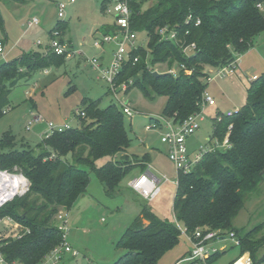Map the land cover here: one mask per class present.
Wrapping results in <instances>:
<instances>
[{
  "label": "trees",
  "instance_id": "16d2710c",
  "mask_svg": "<svg viewBox=\"0 0 264 264\" xmlns=\"http://www.w3.org/2000/svg\"><path fill=\"white\" fill-rule=\"evenodd\" d=\"M145 1L130 0V27L133 32L146 33V47L128 51L115 82L132 78L133 86L139 85L148 96L165 95L167 101L161 116L181 123L201 110L205 92L202 79L208 78L205 67L222 68L235 62L264 31L260 8L264 7V0H154L143 10ZM104 8L103 3L101 10ZM188 15L191 19L186 21ZM196 20L199 24H195ZM164 26L175 33L173 39L161 38L159 30ZM55 29L60 30L58 26ZM98 30L103 35H115L117 28L114 24H103ZM190 44L195 47L187 56L183 48ZM65 58L66 55L48 51L43 55L22 54L1 63L0 116L9 106L10 92L20 80L50 65L58 66ZM147 62L150 66L176 65L179 72L155 76L147 68ZM99 101L83 100L78 111L84 112L85 117L74 112L81 126L49 136L43 134L36 148L16 146L11 131L0 137V169L10 172L16 169L30 182L23 196L0 207V219L8 216L29 231L20 238L9 236L0 240V253L6 262L40 264L60 244L61 232L55 226L54 215L60 208L69 210L83 194L89 181L88 170L95 172L106 194L113 196L134 166L141 171L145 169L146 158L136 160L138 164L126 160V155L116 159L130 144L124 114L115 104L101 108ZM225 118L224 122L213 118L209 140L222 141L227 126L232 124L229 147L206 152L190 172L177 175L175 223L158 218L143 206L117 240V247L124 253L112 264H156L178 243L181 227L188 234L198 227L237 234L232 229V219L242 208L245 196L256 189L264 175V73L250 81L243 106ZM149 124L161 126L158 118H150ZM102 158L107 162L96 166L95 162ZM239 238L241 251H249L253 257L264 245V237L255 240L250 231Z\"/></svg>",
  "mask_w": 264,
  "mask_h": 264
},
{
  "label": "rangeland",
  "instance_id": "374dc122",
  "mask_svg": "<svg viewBox=\"0 0 264 264\" xmlns=\"http://www.w3.org/2000/svg\"><path fill=\"white\" fill-rule=\"evenodd\" d=\"M59 2L64 3L63 18L57 15ZM153 2L154 0H146L142 9H147ZM103 3L105 8L102 11ZM109 7L105 0H0L3 21L0 39L4 41L0 64L12 61L22 54H45L51 43V31L57 26L60 28L58 39L74 51L62 64L46 67L47 74L44 73L45 70H40L18 82L9 95V110L0 116V137L4 132L11 131L15 136L16 146L24 145L33 149L40 144L42 135L48 132L47 122L69 123L71 127H80V120L74 116V112L82 109L85 99H100L101 108L108 104H115L120 108V103L110 92L108 82L99 76L98 70L90 62L94 58L102 68L111 63L116 42L106 41L101 49L94 46L95 41L103 39L98 28L103 24L114 23L113 14L106 11ZM260 8L264 15V7ZM34 18L38 23L29 26L28 22ZM37 41L41 44L37 45ZM146 42V33L137 32L136 45L145 48ZM127 58L125 54V59ZM147 68L151 72L169 73V68L176 70L175 74L179 72L176 65L150 66L147 62ZM219 69L205 67L209 79H202L205 83L204 91L213 99L214 104L201 105L203 119L199 123V129L187 138V150L189 149L190 154L193 153L190 150L196 149L194 152H197L209 147L213 118L224 122L227 113L239 110L246 101L250 81L264 73V31L252 47L238 55L232 71L218 76ZM122 83H126L127 88L126 91H118V88L117 98L120 102L129 104L133 113L131 117L124 115L123 118L130 139L129 147L125 153L118 154L116 159H123L126 155V160L138 164L136 160L146 158L152 172L158 177L164 175L168 181L160 180L158 195L152 201H146L130 189V182L141 173L140 167L134 166L120 181L116 194L109 196L95 172L88 170L89 181L85 191L67 211V241L77 251V256L63 254L57 264H112L124 253L123 249L117 247V240L132 224L143 206L158 218L175 223L173 201L177 186L169 180L176 179L177 173L167 157V146L161 142L165 128L146 127L149 126L150 118L161 117L167 97L157 93L148 96L139 85L133 86L132 78L116 82V85ZM32 113L42 116L43 120L27 128ZM165 118L173 122L172 118ZM105 162L107 159L102 158L95 165L100 166ZM231 224L239 236L250 231L255 240L264 237V175L256 189L245 196L243 206ZM180 231L178 243L166 251L156 264H175L187 254L191 244L182 229ZM0 233L9 234L2 223ZM219 245L226 246L228 250L215 264H230L241 252V246H234L231 240ZM254 255L263 256L264 245ZM179 264L188 262L182 259Z\"/></svg>",
  "mask_w": 264,
  "mask_h": 264
},
{
  "label": "built area",
  "instance_id": "2783aa9c",
  "mask_svg": "<svg viewBox=\"0 0 264 264\" xmlns=\"http://www.w3.org/2000/svg\"><path fill=\"white\" fill-rule=\"evenodd\" d=\"M75 0H69V2H74ZM105 4H109L110 7L106 8L108 13L113 14L114 16V25L117 28L115 35H103L102 40H98L94 42V46L97 49H101V45L106 41H115L116 48L112 53L111 63L109 66L102 68L101 65L98 64L96 59H91V65L94 66L98 72L99 76L105 79L109 86L110 92L116 98V100L120 103V108L124 115L131 117L132 109L129 104L122 103L117 98L118 91H126L127 84L122 83L117 86L115 79L121 70L123 63L125 62V54L127 57L129 56L128 51L130 49H137L136 45V32H133L130 27V16H131V8H130V0H105ZM260 6V5H258ZM58 7V17L63 18V8L64 3L59 2L57 4ZM191 19V15L187 16L186 21ZM38 23L36 18L32 19L28 22L29 26L35 25ZM195 24H199V20L195 21ZM159 35L162 39L169 40L175 37V33L169 31L167 26L162 27L159 30ZM59 31L54 29L51 31V43L47 48V51H50L56 55H66V57H70L71 54L74 53L70 49V47L60 41L58 39ZM37 45H40V41L36 42ZM194 44H190L183 48V52L188 55L194 49ZM4 47L0 40V55L3 56ZM79 54H82V51H79ZM137 61V57H134L133 62ZM236 65V61L232 62L230 65L224 66L220 68L217 72L218 76H223L226 73L232 71ZM176 70L170 68L168 70L169 73L175 74ZM44 73L47 71L45 69ZM209 79V77L207 78ZM130 82V81H129ZM119 90L117 91V89ZM202 104L213 105L214 101L207 95L205 92L202 96ZM9 108L6 107L3 109V113L8 111ZM238 110L234 112L227 113V117L234 115ZM76 113L81 117H85V113L82 111L76 110ZM201 110L197 113H192L188 115L181 123L175 124L165 117H158V120L161 123V127L164 126L165 133L161 136V142H163L167 146V157L173 163L177 175L179 173H187L192 170L197 162L200 161L203 154L209 151H213L218 148H227L229 147V131L231 129L232 124L227 126V131L222 139V141H218L216 139L211 140L209 147L205 150L200 149L197 152L192 154L188 153L186 140L189 136L193 135L199 129V123L202 121ZM43 120L42 116L32 113L30 120H28L27 128H30L33 124L39 123ZM48 132L44 133L47 136L51 135L55 132L65 131L71 126L69 123L64 124H54L53 122H47ZM147 129L152 127L150 124L146 126ZM160 180L168 181V179L162 176H155L149 172V169L142 172L133 179L129 186L131 189L142 199L146 201H152L160 191ZM177 186L178 180L177 178L174 180H169ZM0 183H6L4 186V197L0 200V207L5 203L11 201L15 197L23 196L28 190L30 186V182L28 179L16 169L12 172L7 170L0 169ZM68 210L64 208H60L54 215L55 226L61 232V242L59 245L55 246L51 249V251L44 257L42 263L40 264H57V262L62 258L63 254H71V256H77V251L71 247L68 238ZM0 223L5 226V229H8L9 234L4 233L3 235L0 233V240L6 237L20 238L24 233L29 232L26 227H24L19 222L11 219L6 216L0 219ZM183 234L189 240L191 244V248L187 252V254L181 258L183 261L188 262V264H215L216 260L224 254L228 248L226 246H221L222 242L226 240H231L234 246H241V240L239 236L234 231H226L221 229H209L206 227H198L191 234L186 233V229L181 227ZM220 254L218 257L214 255ZM179 260V261H181ZM179 261L175 264H179ZM0 264H14L8 263L3 259L2 254L0 253ZM230 264H264V256L261 257H253L249 251H241L239 255L234 258Z\"/></svg>",
  "mask_w": 264,
  "mask_h": 264
},
{
  "label": "crops",
  "instance_id": "0c3cea01",
  "mask_svg": "<svg viewBox=\"0 0 264 264\" xmlns=\"http://www.w3.org/2000/svg\"><path fill=\"white\" fill-rule=\"evenodd\" d=\"M46 74H47V73H46ZM209 138H210V137H209ZM210 141H211V140L208 139V143H211ZM186 145H187V140H186ZM194 150H196V149H194ZM194 150H190V151H194ZM188 151H189V149H188ZM144 163H145V169H144L143 171H141V173L144 172V171H146L147 169H149V172H150L151 174L155 175L154 172H152L153 169H151L150 166L147 165V162L144 161ZM155 176H156V175H155ZM157 177H158V176H157ZM130 189H131V187H130ZM131 190H132V189H131ZM132 191H133V190H132ZM133 192H134V191H133ZM134 193H135V192H134ZM135 194H136V193H135ZM136 195H137V194H136ZM137 196H138V195H137ZM144 223H147V222L144 221ZM68 237H69V236H68Z\"/></svg>",
  "mask_w": 264,
  "mask_h": 264
},
{
  "label": "bare ground",
  "instance_id": "6f19581e",
  "mask_svg": "<svg viewBox=\"0 0 264 264\" xmlns=\"http://www.w3.org/2000/svg\"><path fill=\"white\" fill-rule=\"evenodd\" d=\"M6 183H0V200L5 196L4 193V186Z\"/></svg>",
  "mask_w": 264,
  "mask_h": 264
},
{
  "label": "water",
  "instance_id": "95a60500",
  "mask_svg": "<svg viewBox=\"0 0 264 264\" xmlns=\"http://www.w3.org/2000/svg\"><path fill=\"white\" fill-rule=\"evenodd\" d=\"M152 73H153V75H155V76L168 74V73H159V72H157V71H153Z\"/></svg>",
  "mask_w": 264,
  "mask_h": 264
}]
</instances>
